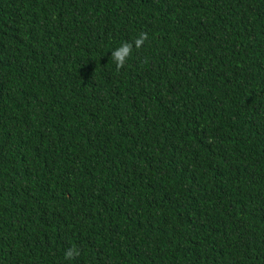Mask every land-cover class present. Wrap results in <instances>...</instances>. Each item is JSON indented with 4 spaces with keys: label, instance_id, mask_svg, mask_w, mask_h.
Segmentation results:
<instances>
[{
    "label": "trees",
    "instance_id": "1",
    "mask_svg": "<svg viewBox=\"0 0 264 264\" xmlns=\"http://www.w3.org/2000/svg\"><path fill=\"white\" fill-rule=\"evenodd\" d=\"M0 264H264V0H0Z\"/></svg>",
    "mask_w": 264,
    "mask_h": 264
},
{
    "label": "clouds",
    "instance_id": "2",
    "mask_svg": "<svg viewBox=\"0 0 264 264\" xmlns=\"http://www.w3.org/2000/svg\"><path fill=\"white\" fill-rule=\"evenodd\" d=\"M148 39L146 32H141L139 36L132 42H123L118 48L111 52V60L115 63L117 71L122 69L127 63L128 58L132 55L133 47L136 49L141 48L145 41ZM65 259L71 260L79 255L78 249L75 247L65 251Z\"/></svg>",
    "mask_w": 264,
    "mask_h": 264
}]
</instances>
